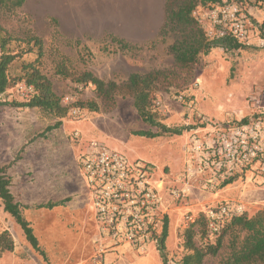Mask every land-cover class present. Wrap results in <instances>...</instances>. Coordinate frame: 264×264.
I'll return each instance as SVG.
<instances>
[{
	"label": "rangeland",
	"instance_id": "rangeland-1",
	"mask_svg": "<svg viewBox=\"0 0 264 264\" xmlns=\"http://www.w3.org/2000/svg\"><path fill=\"white\" fill-rule=\"evenodd\" d=\"M148 1L162 8L166 0H162V5L161 0ZM224 1L237 5L245 15L249 38L241 48L214 47L210 53L201 54L192 75H180L172 85L155 93L153 109L167 131L144 122L131 96L118 95L113 104L106 105L96 96L92 85L76 84L57 73L56 67L57 62L65 61L70 71L90 70L106 81L119 84L134 72L171 70L174 57L169 46L176 37L173 32L164 38L159 33L146 44L122 48L110 36L103 40L65 36L51 20L55 17L51 13L60 8L57 0H27L15 12H7L0 6V26L15 38L10 45L15 52L27 48L24 39L32 33L43 40L40 68L51 79L62 104L68 107L67 114L59 118L39 108L6 105L4 101H24L30 97L32 88L25 82L15 83L0 95V168H7L10 191L21 205L41 249L32 247L0 199V228L6 235V244L12 241L13 247L5 249L0 238L3 264H98V260L101 264H181L188 252L183 243L184 232L192 224L197 245L215 243L209 232V237L204 236L200 223L185 216L189 213L194 215V220L198 219L202 207L196 201L209 196L197 193L192 200L172 201L167 196L169 234L163 247L160 237L144 252L127 246L119 252L109 250L99 238L98 224L80 174L79 158L88 141L96 139L121 150L132 160H149L156 165L157 177L169 176L173 180L184 169L185 143L192 129L215 123L234 124L245 117L253 120V115H264V0H222L221 3ZM221 3L195 10L209 39L208 11ZM35 57L36 54L24 55L11 73L20 75L21 62ZM92 100L98 103L99 110L81 106ZM189 103L192 108L188 107ZM57 122H61L60 126L41 136ZM142 130L160 135L153 138L138 135ZM248 176L255 189L251 198L241 202L246 212L253 215L264 209V163L231 183L244 184ZM60 201L64 204L37 207ZM187 206L192 208H183ZM225 242L228 244L227 237ZM226 251L224 245L219 254L207 256L203 264H219Z\"/></svg>",
	"mask_w": 264,
	"mask_h": 264
},
{
	"label": "built area",
	"instance_id": "built-area-1",
	"mask_svg": "<svg viewBox=\"0 0 264 264\" xmlns=\"http://www.w3.org/2000/svg\"><path fill=\"white\" fill-rule=\"evenodd\" d=\"M198 22H202L196 15ZM210 39L249 38L248 20L235 4L226 1L209 11ZM184 101L183 96H179ZM192 108V103L188 104ZM77 138L79 134L75 133ZM184 169L175 179L157 177L156 165L130 159L121 150L92 139L79 158V168L100 240L112 251L125 246L144 252L162 236L170 196L172 201L198 195L218 197L229 180L253 173L264 163V115L241 123H215L191 130L185 143ZM171 181H168V180ZM172 182V183H171ZM210 199V198H209ZM210 235L246 212L241 201L198 200ZM185 216L194 220V215ZM198 217V218H199ZM3 233L0 228V235ZM98 264L101 261L98 260ZM0 264L2 254L0 250Z\"/></svg>",
	"mask_w": 264,
	"mask_h": 264
},
{
	"label": "trees",
	"instance_id": "trees-1",
	"mask_svg": "<svg viewBox=\"0 0 264 264\" xmlns=\"http://www.w3.org/2000/svg\"><path fill=\"white\" fill-rule=\"evenodd\" d=\"M26 1L0 0V6L7 12H15ZM221 2L222 0L165 1V22L161 28L160 35L164 38L169 32H173L176 36L174 42L169 46V52L174 57V68L171 70H157L146 74L134 72L122 84L114 80L106 81L90 70L70 71L65 61L57 62L56 71L63 77L70 78L76 84L92 85L96 96L106 105L113 104L118 95L131 96L134 99V106L144 122L151 126H159L163 131H167V127L158 122L157 113L153 109L155 93L161 88L172 85L174 80L179 79L180 75H192L200 55L210 53L212 48L238 49L243 46L242 43L232 37L209 39L194 15V11L200 6ZM51 20L58 28L57 18L51 17ZM110 38L122 48L132 47L124 39L115 36H110ZM13 39L15 38L0 26V95L4 94L8 88L17 82H25L28 87L32 88V93L27 100L4 101V103L13 107L39 108L59 118L64 117L68 112V107L62 104V98L56 93L51 79L40 68L44 57L43 40L32 33L24 39L27 48L15 52L10 46ZM28 54H36V57L31 61L23 60L20 64L21 74L13 75L11 70L16 66L18 60ZM81 106L89 107L93 111L99 110V105L94 100L83 102ZM257 116L253 115V117ZM250 119V117H245L241 123ZM60 124L61 122H57L54 126L47 127L41 133V136L44 137L47 132L60 126ZM173 133L180 134V131H174ZM137 134L151 138L160 135L159 132L150 130H142L137 132ZM6 169V167L0 168V199L4 210L22 228L26 239L32 247L36 250H41L30 222L23 215L21 205L15 201L10 191V179L7 176ZM231 181H227L224 185L231 183ZM60 204H64V201L48 202L37 207L52 208ZM194 223H200L203 226L202 232L204 236L209 237L204 216L201 215ZM168 228V218L165 217L160 240L161 247L164 246L168 237ZM213 236L215 237V243H206L203 246H199L195 242L193 224L190 225L184 232L183 243L188 252L183 256L181 264H203L207 256L219 254L224 245H227V251L222 255L219 264H264V209L257 211L253 215L245 212L231 218ZM226 237L228 238V244L225 242ZM0 238L3 239V247L12 250V241L6 244L5 233H2Z\"/></svg>",
	"mask_w": 264,
	"mask_h": 264
},
{
	"label": "crops",
	"instance_id": "crops-1",
	"mask_svg": "<svg viewBox=\"0 0 264 264\" xmlns=\"http://www.w3.org/2000/svg\"><path fill=\"white\" fill-rule=\"evenodd\" d=\"M57 1L60 8L51 14L57 18L60 32L69 38L103 40L115 36L130 44H146L159 35L165 22V3L161 8L148 0ZM243 183L237 186L229 183L219 191L218 197L207 196L208 199L203 200L242 201L251 198L255 183L249 176Z\"/></svg>",
	"mask_w": 264,
	"mask_h": 264
}]
</instances>
